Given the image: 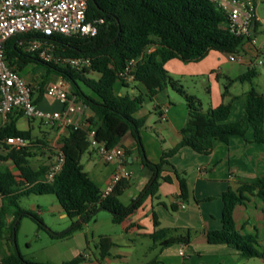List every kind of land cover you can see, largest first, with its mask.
<instances>
[{
    "label": "trees",
    "instance_id": "16d2710c",
    "mask_svg": "<svg viewBox=\"0 0 264 264\" xmlns=\"http://www.w3.org/2000/svg\"><path fill=\"white\" fill-rule=\"evenodd\" d=\"M86 16L88 20H103L98 24V32L94 36L52 35L49 39L55 46V54L89 58V67L78 70L68 64L39 59L35 52L25 47L36 36L35 33L10 37L5 43L6 57L19 73L29 64L45 65V74L36 80L32 88L33 96L37 93L34 97L36 104L43 96L44 86L51 73L67 82L71 95L82 101L89 110L87 122L94 129L97 142L109 148L120 145L122 138L127 133L131 134L136 142L134 152L139 163L152 171V177L128 204L120 196L130 187L129 177L121 178L112 191L102 197L101 189L89 178L81 164L82 155L90 147L87 134L68 128V134L61 138L58 146L63 153L62 167L53 180L48 181L45 175L49 166L42 164L33 168L30 164L33 156L31 132L16 126V120L22 116V112H16L13 117L10 113L9 120L0 127V161L13 165V168L6 164L0 165L1 264H52L28 260L17 248L16 234L23 217L32 218L39 228H44L36 214L21 207L19 201L22 196L53 194L66 216L81 220L65 232H50L51 237L60 239L91 221L99 210L110 212L113 223H121L142 204L145 197L157 194L160 180L171 182L170 175H162L164 166H172L169 158L183 147L209 154L214 142L228 143L232 136L245 138L249 128L253 141L264 143V93L251 87L241 94H231L226 84L221 93V102L202 110L196 96L187 94L179 81L170 76L164 67L171 59L199 61L210 50L228 54L240 51L244 38L229 32L226 28V13L215 3L210 0H87ZM151 47L152 50H148ZM131 59L135 61L128 71L132 75L131 82L143 84L149 98L170 86L184 97L188 109L179 141L171 148L164 149L157 162L147 158L141 140L146 116H135L142 105L143 95L128 91L118 93L114 88L116 82L127 85L121 74ZM255 75L256 70L252 67L235 79L250 81ZM235 101L241 104L243 113L237 120L230 121L228 117ZM17 135L24 137L29 144L15 149L4 142L6 137ZM124 154H132V151L124 149ZM171 171L179 185L178 198L187 200L189 189L184 173L174 168ZM220 196L223 202L221 228L208 230L207 241L232 246L243 257L264 258V252L255 246L256 236L240 233L233 218L235 206L247 201L249 196H258L264 203V173L243 178L237 188L229 187ZM169 207L174 210L176 205L171 204ZM153 224L155 229L149 236L159 242V246L189 242L190 229H183V235L176 234L182 230L180 228L159 227L155 214ZM98 244L101 254L106 255L112 241L109 236L101 235ZM81 261L82 256L78 255L60 264H79Z\"/></svg>",
    "mask_w": 264,
    "mask_h": 264
},
{
    "label": "crops",
    "instance_id": "0c3cea01",
    "mask_svg": "<svg viewBox=\"0 0 264 264\" xmlns=\"http://www.w3.org/2000/svg\"><path fill=\"white\" fill-rule=\"evenodd\" d=\"M256 39L258 45L264 44L260 34L257 33ZM254 48L244 40L240 48V52L244 53L243 61L237 62L235 63L236 65L232 66L226 64L227 60L230 61L228 53L210 50L199 61L182 62L179 59H171L166 62L164 67L168 74L176 80H179L178 76L203 78L205 73H207L205 80L200 79L201 83L217 80L220 76H226L231 81V79H235L248 68L254 67L252 60L255 56ZM148 50H152V47ZM223 54H227V59H223ZM206 58H209L207 59L208 61L202 63ZM20 74L27 81L28 78L24 69ZM58 78L61 77L58 76ZM32 79L35 82L38 80L36 76H33ZM27 82L31 85L29 81ZM31 86L33 88V85ZM168 87L152 98L147 96L146 87L138 82H131L127 85L116 82L114 87L118 93L128 91L134 94L139 92L143 95L142 105L135 116H146L145 126L141 130V140L145 154L152 162L159 161L162 151L171 148L179 141L180 129L188 116L184 97L182 95L181 99L173 97L168 91ZM171 89L175 91L173 88ZM247 89L248 87H245L243 91ZM221 93L222 91L219 90V97L217 96L208 102L207 107L201 105L202 110L218 105L222 100ZM37 105L47 111L62 108V104L46 96L45 91ZM16 112L21 111L14 110L11 116H15ZM242 113L243 108L235 101L232 104L228 120L235 121ZM8 120L9 116L5 121L0 118V127ZM45 124L47 129H42L41 126L43 125H37L35 120H31L23 114L16 120L18 129L31 132L33 156L35 155L34 150L37 149L36 151L40 152V158L44 161L39 165L50 166L54 157H49L47 146L51 144L57 148L60 145L61 138L68 134V129L54 124ZM120 145L124 149L132 151V154H126L120 163L105 161L90 146L86 151L88 152L86 162L84 164L81 162V164L89 178L100 189L106 185L112 172L121 164L130 172V187L122 194H127L130 202L147 186L152 177V171L139 163V158L134 152L136 142L131 134L127 133L122 138ZM31 158L30 164L32 166ZM169 162L178 172L184 173L189 189L188 199L181 201L178 198L179 185L174 173L171 171L173 168L170 165H165V171H163L162 175H170L172 178L171 182L160 180L157 194L145 197L142 204L133 213L128 215L121 223H118L120 231L115 236L100 234L109 236L112 241L108 254L102 255L99 246H95V250H93L87 243V249L82 254H79L82 256L83 263L264 264V258L262 257H243L236 248L226 244L210 243L206 238L208 230L221 228L220 218L223 206L221 193L229 187L237 188L243 178H252L264 173V143L253 141L252 130L248 129L246 131L245 138L232 136L228 143L214 142L209 154H201L190 147H183L169 158ZM1 164H6L13 168L10 162L2 163L0 161ZM39 165L32 167L37 168ZM208 197L211 198L207 199ZM171 204L176 205L174 210L170 209L169 206ZM59 211L61 216H66L61 206ZM153 214L157 217L159 227L182 229L176 234L185 235L183 229H190L189 242L186 244L182 242L174 243L166 247L159 246V242L153 241L149 236L155 229ZM233 218L236 229L242 234L256 236L257 242L255 246L259 251L264 252V203L262 199L258 196H249L247 201L235 206ZM7 220L9 221L10 218ZM79 221L81 222V220ZM140 239L149 241L146 249V253L148 252L149 255L145 254V261L142 258L131 257L132 250L141 244ZM181 246H184V255L178 253Z\"/></svg>",
    "mask_w": 264,
    "mask_h": 264
},
{
    "label": "built area",
    "instance_id": "2783aa9c",
    "mask_svg": "<svg viewBox=\"0 0 264 264\" xmlns=\"http://www.w3.org/2000/svg\"><path fill=\"white\" fill-rule=\"evenodd\" d=\"M226 13V28L235 36L243 37L254 48V55L261 45L257 44V33L264 41V22L256 12L257 0H210ZM87 0H0V118L6 120L14 110H19L29 118L44 119L49 124L85 131L90 146L98 156L108 162H121L124 159V148L115 145L107 148L94 138V129L87 122V109L84 103L71 95L70 87L62 78L48 81L45 95L59 101L62 108L58 110H44L35 102L32 86L10 64L5 53L6 41L17 34L35 33L29 40L26 49L36 53L43 61L68 64L74 69L90 66V59L85 57H62L54 53V44L49 39L52 35H87L94 36L98 32V24L102 19L88 20L86 16ZM22 44V42H20ZM243 52L229 53L230 61L242 62ZM131 59L125 72L121 74L126 81H132L128 74ZM263 64L257 59L253 61ZM4 142L10 147L21 149L28 145V141L20 136H8ZM63 163V153L56 148L54 160L49 166L45 179L52 181ZM130 172L119 164L108 182L101 189V196L108 195L116 183L123 177H129ZM184 255V246L178 250Z\"/></svg>",
    "mask_w": 264,
    "mask_h": 264
},
{
    "label": "rangeland",
    "instance_id": "374dc122",
    "mask_svg": "<svg viewBox=\"0 0 264 264\" xmlns=\"http://www.w3.org/2000/svg\"><path fill=\"white\" fill-rule=\"evenodd\" d=\"M256 12L264 22V0L258 1ZM222 57L223 59H227V54H223ZM207 59L209 58L203 60L202 63H206V61H208ZM257 59L262 60L263 64L254 62V67L257 73L250 81H240L237 79H231V81H229L226 76H220L217 80L201 83L200 79L205 80L207 73H205L203 78L189 76H178L177 78H179L178 81L187 94L196 96L201 105L207 107L208 102L212 101L217 96L219 97V90L223 91L226 84L228 85V91L231 94H241L245 92L243 91L245 87H248V89L253 87L258 92L264 93V44L260 46L258 53L252 60L255 61ZM235 63L237 62L226 61V64L229 66L236 65ZM24 72L28 78L27 81H29L34 87L36 83L32 77L36 76L38 80L41 79L42 75L45 74L46 69L43 64H29L24 69ZM57 79L58 76L51 73L48 76L47 81ZM125 83L130 84L131 81H126ZM82 87L86 90L83 85ZM168 91L173 97L179 99L182 98L181 94L173 91L170 86L168 87ZM36 94L37 93L35 92L34 97H36ZM239 105L241 104L239 103ZM31 120H35L37 125H43L41 126L42 129H47V125L45 124L47 122L44 119L32 118ZM47 147L49 157H55L56 146L48 144ZM36 150H34L35 155L31 158V163L34 167L44 162L40 158V152L38 153ZM87 155L88 152H85L81 158L83 164L86 162ZM120 199L125 204L129 203L127 194L120 196ZM19 203L23 209L30 210L36 214L44 227L39 228L37 223L28 216L23 217L19 222L16 234L17 248L26 259L31 261L60 264L82 254L87 249V243H89L90 247L95 250V246H99L98 235L108 234L110 236H115V234L120 231V225L112 222L111 213L106 210H99L94 218L88 223L82 224L81 228L74 230L65 238L56 239L50 236V232H65L79 220L76 218H69L68 216H61V212L59 211L60 205L53 194H29L22 196ZM140 242L141 244L137 245L136 248L132 250L131 257L142 258L145 261V254H148V252L146 253V249L149 241L140 239ZM79 264L84 263L81 261Z\"/></svg>",
    "mask_w": 264,
    "mask_h": 264
},
{
    "label": "water",
    "instance_id": "95a60500",
    "mask_svg": "<svg viewBox=\"0 0 264 264\" xmlns=\"http://www.w3.org/2000/svg\"><path fill=\"white\" fill-rule=\"evenodd\" d=\"M87 112H89V110H87ZM80 221H78L77 223H79Z\"/></svg>",
    "mask_w": 264,
    "mask_h": 264
}]
</instances>
